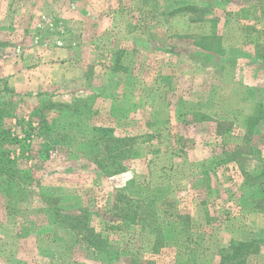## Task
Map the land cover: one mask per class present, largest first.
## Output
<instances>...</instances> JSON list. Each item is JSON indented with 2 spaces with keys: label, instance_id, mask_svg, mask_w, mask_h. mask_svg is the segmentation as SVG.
Listing matches in <instances>:
<instances>
[{
  "label": "rangeland",
  "instance_id": "obj_1",
  "mask_svg": "<svg viewBox=\"0 0 264 264\" xmlns=\"http://www.w3.org/2000/svg\"><path fill=\"white\" fill-rule=\"evenodd\" d=\"M90 98L136 139L124 173L44 128ZM260 109L264 0H0V264H220L254 240L264 264ZM121 194L159 224L118 218Z\"/></svg>",
  "mask_w": 264,
  "mask_h": 264
},
{
  "label": "trees",
  "instance_id": "obj_2",
  "mask_svg": "<svg viewBox=\"0 0 264 264\" xmlns=\"http://www.w3.org/2000/svg\"><path fill=\"white\" fill-rule=\"evenodd\" d=\"M94 99L90 98L87 102L86 100H80L76 104H65L62 107L70 108L71 112L68 117L62 115L63 121H59V124L55 121L49 122L44 119V128L47 129L51 134L55 133L56 137L52 140L53 146H58L60 143L71 144L74 141H78L79 136H71L70 131L81 134L82 140L78 142L79 149L82 151V154L85 155L88 159H91L93 162L97 163L100 170L108 176L118 175L127 171L126 167L122 166L121 162L126 159H133L135 156V140L131 138V135L127 133V139L124 137L118 138L115 136V131L113 128L107 126L105 123L99 124L92 121V105ZM91 108V109H90ZM257 120L255 118L251 119L252 128L258 126L264 115V109H260L258 112ZM197 121V120H195ZM56 124V125H55ZM223 124L218 122V130ZM47 132V133H49ZM221 134V133H220ZM50 140V141H51ZM127 140V142H125ZM112 144L110 148H107V145ZM123 144V145H122ZM48 146V144H46ZM100 151H103L100 152ZM261 162V160L259 159ZM3 173H0L2 175ZM7 176H13V172L6 171L4 172ZM255 180V179H254ZM122 195L120 202L116 205H120V211L117 213V217L123 220L125 223H135V224H147L150 227L156 226L159 224V219L155 215L151 217L144 216L142 219L139 218L138 212H144L142 206L137 205L132 211L129 209L130 199ZM76 202L79 200L78 197L74 199ZM79 204V202H77ZM126 205V207H125ZM124 206V207H123ZM148 206L152 207V213L155 214L153 206L150 204ZM150 207V208H151ZM148 212V208H147ZM130 214V216H125ZM132 214V218L131 217ZM67 216V217H66ZM65 217L72 219L77 222H84L86 219L91 220L92 215L86 208H81L78 211V214L71 215L65 213ZM147 221V222H146ZM153 231L161 233V228H154ZM163 239V238H162ZM163 241V240H162ZM161 243V242H160ZM162 246L165 244H161ZM262 243L259 241H250V242H240L232 244L229 248L222 249L220 256V264H251V256L254 255L260 250Z\"/></svg>",
  "mask_w": 264,
  "mask_h": 264
},
{
  "label": "crops",
  "instance_id": "obj_3",
  "mask_svg": "<svg viewBox=\"0 0 264 264\" xmlns=\"http://www.w3.org/2000/svg\"><path fill=\"white\" fill-rule=\"evenodd\" d=\"M9 79V87L13 88V89H17L18 91V86L20 85V83L25 82L26 81V77H24L23 73H18L17 75L8 78Z\"/></svg>",
  "mask_w": 264,
  "mask_h": 264
}]
</instances>
